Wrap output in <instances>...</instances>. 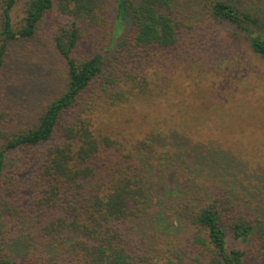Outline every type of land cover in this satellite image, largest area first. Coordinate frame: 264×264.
Masks as SVG:
<instances>
[{
  "label": "trees",
  "instance_id": "trees-1",
  "mask_svg": "<svg viewBox=\"0 0 264 264\" xmlns=\"http://www.w3.org/2000/svg\"><path fill=\"white\" fill-rule=\"evenodd\" d=\"M102 1L0 0V61L54 10L71 19L58 87L22 107L0 84V264H264L261 10L211 0L219 23H188L186 0H116L118 33ZM216 29L252 58L224 60Z\"/></svg>",
  "mask_w": 264,
  "mask_h": 264
},
{
  "label": "rangeland",
  "instance_id": "rangeland-1",
  "mask_svg": "<svg viewBox=\"0 0 264 264\" xmlns=\"http://www.w3.org/2000/svg\"><path fill=\"white\" fill-rule=\"evenodd\" d=\"M210 1L211 0H186L188 6L194 5V3L196 6L195 12L193 11L191 14H188V12L186 13V22L200 23L204 21L202 23H219L209 16ZM116 2V0H103L101 2V15L103 18L102 23H116L115 28L119 33L122 29L121 23H125L126 21L118 19L116 16L114 10ZM245 2L247 10H261V12L259 11L260 14H257L256 22L261 24L251 25L250 30L264 37V0H246ZM70 22L71 19L54 10L53 13L47 15L43 20L36 37L33 38L32 41H29L27 46L22 43H9V52L6 57L3 55V57H1L3 61H0L1 75L3 76V79L0 80V84H4L6 81L12 83V86L9 87V91L6 92V104L11 103L12 106L18 104L23 107L25 104H28L31 98L41 95L36 94L39 89L40 92H42V90L45 92L47 87H50L51 84L49 80L53 82L52 85H55L50 91L58 87L59 76H63L64 72L62 64L59 61L60 58L56 57L54 53L51 52L52 32L55 31L59 25ZM85 28L87 29V26ZM220 30L216 29V40L219 43L217 45L218 47L222 45V49L220 50H223L224 53V49L227 50L229 55V57L224 60L229 61L232 66H234L237 64V59L235 57L239 59V62L252 58L246 50L247 47L245 46V42L232 40L227 44L228 41L224 38ZM99 35V43L95 42L92 38L86 39L85 45H81L77 55L86 56L91 54L94 50H101L100 48L106 46L107 42H109L112 37V33H109V30L105 29H101ZM90 47H94L95 49L90 51ZM248 65L250 68L254 69V73H251L247 86L250 89H254L255 94L261 90L264 94V63L254 62V64ZM48 95H50V92H46L41 96V102L47 100V98H49ZM38 98L40 99V97ZM27 114L29 113L27 112Z\"/></svg>",
  "mask_w": 264,
  "mask_h": 264
}]
</instances>
